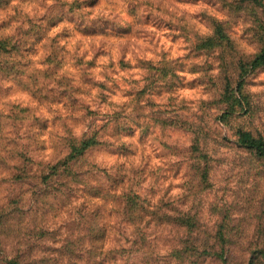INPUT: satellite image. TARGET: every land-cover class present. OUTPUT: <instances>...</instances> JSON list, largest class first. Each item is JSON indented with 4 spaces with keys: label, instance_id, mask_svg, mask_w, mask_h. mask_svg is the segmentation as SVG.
<instances>
[{
    "label": "rangeland",
    "instance_id": "374dc122",
    "mask_svg": "<svg viewBox=\"0 0 264 264\" xmlns=\"http://www.w3.org/2000/svg\"><path fill=\"white\" fill-rule=\"evenodd\" d=\"M258 56L264 0H0V264H264Z\"/></svg>",
    "mask_w": 264,
    "mask_h": 264
},
{
    "label": "trees",
    "instance_id": "16d2710c",
    "mask_svg": "<svg viewBox=\"0 0 264 264\" xmlns=\"http://www.w3.org/2000/svg\"><path fill=\"white\" fill-rule=\"evenodd\" d=\"M259 59H264V56H258L254 62L259 61ZM237 99V97L235 98ZM239 141L238 143L240 146L256 151L261 157L264 159V137L262 136H254L251 132L248 131H239ZM97 133H92L90 136L87 135L85 137L80 138L79 140H75L70 143L68 146L69 150V156L67 158V161H73L74 165L77 164L80 160L86 157L87 153L94 147H96L100 142L97 140ZM94 172V171H90ZM87 172V173H90ZM86 173V175H87ZM123 193L120 195H116V192H112V189H106L104 193H102L101 190L96 189V198L104 201L109 202L110 199L114 200H120L123 197ZM122 203H120L121 205ZM122 212L124 216L127 214L126 205L122 204ZM139 213V211H136V214Z\"/></svg>",
    "mask_w": 264,
    "mask_h": 264
}]
</instances>
